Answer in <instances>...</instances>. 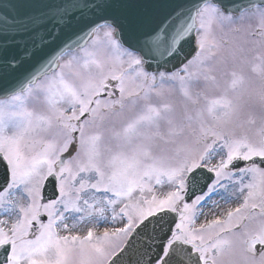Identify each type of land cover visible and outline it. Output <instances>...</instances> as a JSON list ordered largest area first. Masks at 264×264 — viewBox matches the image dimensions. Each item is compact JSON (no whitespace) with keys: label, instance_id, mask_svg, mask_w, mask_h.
Returning <instances> with one entry per match:
<instances>
[{"label":"snow or ice","instance_id":"snow-or-ice-1","mask_svg":"<svg viewBox=\"0 0 264 264\" xmlns=\"http://www.w3.org/2000/svg\"><path fill=\"white\" fill-rule=\"evenodd\" d=\"M4 216L0 264H264V0H0Z\"/></svg>","mask_w":264,"mask_h":264},{"label":"rangeland","instance_id":"rangeland-1","mask_svg":"<svg viewBox=\"0 0 264 264\" xmlns=\"http://www.w3.org/2000/svg\"><path fill=\"white\" fill-rule=\"evenodd\" d=\"M251 23H252L253 25H255V21H252ZM216 31H217V33L219 34L220 29L217 28ZM244 73H245V76H246L250 81H252L253 83H258L259 78L257 77V75H256L255 73L251 72V70H250V66L245 65V67H244ZM169 86H171V85H165V87H169ZM33 107H35L37 110H42V109L44 108V105H43L42 103H39V102H38V103L34 104ZM258 127H259V121L257 122L256 125H249V126H247L246 131H247L250 135H255L256 132H257ZM213 162H215V161H213ZM246 182H247V181H246ZM162 192H163V191H162V188H157V194H158V195H159V194H162ZM214 214H216V213H213V215H214ZM213 215H212V216H213ZM210 217H211V216H210ZM0 219H8V217L4 216V217H0ZM204 220H205V219L202 218V220L198 221L197 224L203 223ZM90 226H92V225L84 224V225H82V226H79V227H77V228L74 230V232H75L74 234L77 233V234H79V235H82V234H84V230H85L87 227H90Z\"/></svg>","mask_w":264,"mask_h":264},{"label":"flooded vegetation","instance_id":"flooded-vegetation-1","mask_svg":"<svg viewBox=\"0 0 264 264\" xmlns=\"http://www.w3.org/2000/svg\"><path fill=\"white\" fill-rule=\"evenodd\" d=\"M80 226H82V225H80ZM105 226H108V225H99V226H98V231L101 232L100 229H102V228L105 227ZM78 227H79V226H78ZM86 229H88V227H87Z\"/></svg>","mask_w":264,"mask_h":264}]
</instances>
